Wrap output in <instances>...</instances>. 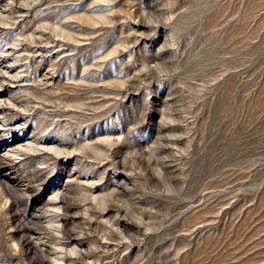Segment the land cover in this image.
<instances>
[{
  "label": "rangeland",
  "instance_id": "obj_1",
  "mask_svg": "<svg viewBox=\"0 0 264 264\" xmlns=\"http://www.w3.org/2000/svg\"><path fill=\"white\" fill-rule=\"evenodd\" d=\"M0 264H264V0H0Z\"/></svg>",
  "mask_w": 264,
  "mask_h": 264
}]
</instances>
